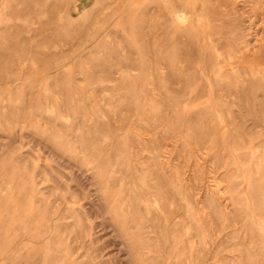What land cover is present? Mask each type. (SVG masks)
I'll return each mask as SVG.
<instances>
[{
    "label": "rangeland",
    "instance_id": "374dc122",
    "mask_svg": "<svg viewBox=\"0 0 264 264\" xmlns=\"http://www.w3.org/2000/svg\"><path fill=\"white\" fill-rule=\"evenodd\" d=\"M184 1L0 0V264H264V0Z\"/></svg>",
    "mask_w": 264,
    "mask_h": 264
},
{
    "label": "bare ground",
    "instance_id": "6f19581e",
    "mask_svg": "<svg viewBox=\"0 0 264 264\" xmlns=\"http://www.w3.org/2000/svg\"><path fill=\"white\" fill-rule=\"evenodd\" d=\"M170 1H171V0H170ZM185 1H186V0H185ZM185 1H184V2H185ZM209 1H210V0H209ZM209 1H208V2H209ZM216 1H217V0H216ZM236 1H237V0H236ZM255 1H257V0H255ZM255 1H254V2H255ZM258 1H259V0H258ZM181 2H182V1H181ZM196 2H197V1H196ZM198 3H199V2H198ZM206 3H207V2H206ZM261 3H262V2H261ZM181 4H182V3H181ZM200 4H201V3H200ZM235 4H236V3H235ZM179 5H180V4H179ZM182 5H183V4H182ZM207 5H208V3H207ZM213 5H214V4H213ZM233 5H234V4H233ZM236 5H237V4H236ZM240 5H241V4H240ZM183 6H186V5H183ZM208 6H210V4H209ZM223 6H224V5H223ZM214 7H215V6H214ZM233 7H234V6H233ZM182 8L184 9L185 7H182ZM177 9H178V8H177ZM177 9H176V10H177ZM183 9H182V10L180 9V10L183 11ZM198 10H199V9H198ZM200 10H203V9H200ZM212 10H213V9H212ZM232 10H233V9H232ZM174 11H175V10H174ZM181 11H180V12H181ZM180 12H177V13H180ZM199 12H200V11H198V13H199ZM232 12H235V10L232 11ZM193 13H195V12H193ZM210 13H211V12H210ZM210 13H209V14H210ZM215 13L218 14V12H215ZM171 14H173V13H171ZM177 15H178V14H177ZM180 15H181V14H180ZM180 15H179V16H180ZM236 15H237V14H236ZM175 16H176V15H175ZM175 16H174V18H175ZM179 16H178V17H179ZM221 16H222V15H221ZM226 16H227V15H226ZM226 16H225V17H226ZM176 17H177V16H176ZM225 17H224V18H225ZM179 18H180V17H179ZM219 18H220V17H219ZM228 18H229V17H228ZM234 18H235V17H234ZM236 18H237V17H236ZM175 20H176V19H175ZM177 20H178V19H177ZM177 20H176V21H177ZM179 20H180V19H179ZM179 20H178V21H179ZM220 20H221V19H220ZM172 21H173V20H172ZM180 21H181V20H180ZM180 21H179V23H180ZM187 21H188V20H187ZM190 21H191V20H190ZM174 22H175V21H174ZM189 23H190V22H189ZM236 23H237V22H236ZM213 25H214V24H213ZM180 26H181V25H180ZM188 26H189V25H187V28H188ZM211 26H212V25H211ZM214 28H215V27H214ZM188 29H189V28H188ZM204 29H205V28H204ZM212 29H213V28H212ZM235 29H237V28H235ZM208 30L210 31L211 29L209 28ZM214 30H215V29H214ZM214 30H213V31H214ZM201 31H202V30H201ZM213 31H212V32H213ZM202 32H203V31H202ZM263 34H264V33H263ZM203 35H204V34H203ZM208 37H209V36H208ZM244 38H245V37H244ZM205 39H206V38H205ZM242 39H243V38H242ZM246 39H247V38H246ZM245 41H248V40H245ZM241 42H242V41H241ZM255 42H256V41H255ZM239 43H240V42H239ZM246 43H247V42H246ZM250 43L253 44V42H250ZM240 44H241V43H240ZM259 44H260V43H259ZM241 45H242V44H241ZM237 46H238V45H237ZM244 46H245V44H244ZM262 47H263V46H262ZM258 55H259V54H258ZM242 56H244V55H242ZM245 60H246V59H245ZM245 62H246V61H245ZM246 63H247V62H246ZM248 64H249V63H248ZM246 65H247V64H246ZM248 66H249V65H248ZM261 68H263V67H261ZM253 71H254V70H253ZM257 71H258V70H257ZM259 71H260V70H259Z\"/></svg>",
    "mask_w": 264,
    "mask_h": 264
},
{
    "label": "crops",
    "instance_id": "0c3cea01",
    "mask_svg": "<svg viewBox=\"0 0 264 264\" xmlns=\"http://www.w3.org/2000/svg\"><path fill=\"white\" fill-rule=\"evenodd\" d=\"M90 0H79L81 5H86Z\"/></svg>",
    "mask_w": 264,
    "mask_h": 264
}]
</instances>
